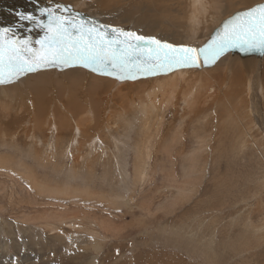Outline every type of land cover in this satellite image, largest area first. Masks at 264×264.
Segmentation results:
<instances>
[{
    "label": "rangeland",
    "instance_id": "374dc122",
    "mask_svg": "<svg viewBox=\"0 0 264 264\" xmlns=\"http://www.w3.org/2000/svg\"><path fill=\"white\" fill-rule=\"evenodd\" d=\"M206 1L212 15L194 42L189 0H0V28L39 50L45 29L16 13L46 24L50 9L200 48L217 22L264 3ZM263 54L230 49L167 105L160 93L150 104L145 76L111 86L117 78L82 67L69 68L87 74L80 83L10 87L0 97V264H264Z\"/></svg>",
    "mask_w": 264,
    "mask_h": 264
},
{
    "label": "snow or ice",
    "instance_id": "6c2138e0",
    "mask_svg": "<svg viewBox=\"0 0 264 264\" xmlns=\"http://www.w3.org/2000/svg\"><path fill=\"white\" fill-rule=\"evenodd\" d=\"M45 12L46 24L31 14L16 13L21 21L45 29L44 37L36 41L39 50L30 47V38L16 37L14 28H0V84L52 66L80 65L101 75L136 79L176 68H198L201 60L207 66L233 48L264 52V3L237 13L222 32L198 49L41 10Z\"/></svg>",
    "mask_w": 264,
    "mask_h": 264
},
{
    "label": "bare ground",
    "instance_id": "6f19581e",
    "mask_svg": "<svg viewBox=\"0 0 264 264\" xmlns=\"http://www.w3.org/2000/svg\"><path fill=\"white\" fill-rule=\"evenodd\" d=\"M190 2H189V11H191L190 12V14L188 15V23H189V32H191V34L192 35H190L187 39L189 40V41H191V42H194V40L192 41V39H195L196 38V34H195V32L198 30V28H199V26L201 25V24H203L202 23V21H201V19H202V17H205L206 16V14H208L209 13V11L211 10V9H208V6H207V1L206 0H189ZM263 1V0H262ZM220 2V1H219ZM75 4L77 3V2H74ZM80 3V2H79ZM213 3L215 4V3H217V1H213ZM246 2H244V4H245ZM261 3V2H260ZM260 3H257V4H260ZM73 4V3H72ZM75 4H73V6H75ZM78 4V3H77ZM76 4V5H77ZM82 4V3H81ZM80 4V5H81ZM247 4V3H246ZM79 5V6H80ZM84 5V4H83ZM82 5V6H83ZM216 5V4H215ZM246 6H249V5H246ZM254 6V5H253ZM215 7V6H214ZM221 7V6H220ZM252 7V6H251ZM58 8V7H57ZM217 8V7H216ZM250 8V7H249ZM209 10V11H208ZM72 11V10H71ZM208 12V13H207ZM236 12V11H235ZM240 12V11H239ZM233 13V12H232ZM232 13H230L231 15H232ZM209 14H211V13H209ZM219 14V13H218ZM78 15V14H77ZM77 15H75V16H77ZM212 15V14H211ZM235 15V14H234ZM211 17H213V16H211ZM234 17V16H233ZM233 17H231V18H233ZM216 18V17H215ZM218 18H220V17H218ZM230 17H228V19L226 18L225 20L224 19H222V21L221 22H217V24H215V27L213 26V28L211 29V33H210V35L208 36V38H204V40H199V42L200 41H202L203 42V44H201V47H203L206 43H208L211 39H212V37L213 36H215L218 32H221L222 30H223V28H224V24L225 23H227V22H229L230 20H231V18L229 19ZM99 19V18H98ZM100 19H101V17H100ZM214 20H217V19H214ZM205 24H207V23H205ZM201 29V28H200ZM217 30V31H216ZM216 31V32H215ZM198 41V40H197ZM195 43H196V40H195ZM195 43H191V45L193 44V45H195ZM198 46H199V44H198ZM198 49V48H197ZM239 49V48H238ZM260 53V54H262L263 52H261V51H252V53ZM252 55V54H251ZM251 55L249 56V57H247V58H245L244 59V61H245V63H247L246 61H249V60H251V61H253L254 63H252L251 62V64L250 65H255V64H258L259 66L260 65H262L261 64V62L258 60V58H255V57H251ZM256 56V55H255ZM260 57L261 58H263V60H264V54L263 55H260ZM262 60V59H261ZM249 63H250V61H249ZM249 63H247V64H249ZM260 63V64H259ZM203 61L201 60V66L200 67H184V68H176V69H174V70H172V71H170V72H160V73H157V74H155V75H147V76H145V79L143 80V82L144 81H149L148 83L150 84V86L152 85V88H151V93H149V95L152 97V101H151V105L153 106V104H154V101H153V95L155 96L157 93H160L161 94V98H162V102H163V104L164 105H167L168 104V102H169V100L170 99H172L175 95H176V92L178 91V89H179V87H180V85H181V82H184V80L187 78V76L188 75H190V73H194V72H196V71H198V70H202V69H200L201 67L203 68ZM209 66V65H208ZM254 67V66H253ZM52 68H54V69H52ZM69 68H71V67H69V66H67V67H64V66H61V67H56V66H52V67H50L49 69H43V70H38V71H36V72H32V73H28L26 76L27 77H24L23 79H18V80H15V81H13V82H11V83H4V84H0V92L3 94H0V97H5L6 96V91H8L9 90V88L10 87H14V86H16L17 87V89L19 88V86H23V85H26V86H31V88H34V89H36V87H38V86H40V85H44V86H47V83L49 84L50 82H52V79L53 78H56V77H64L65 79H64V82L66 81V80H68L67 82H68V85H69V83H70V85H72V83H74V82H82V80H85V78H86V73L82 70V69H80V68H73V69H69ZM261 69H263V68H261ZM61 71H63V72H61ZM203 71V70H202ZM264 71V70H263ZM242 72V71H241ZM90 73H92V71L90 72ZM95 73V72H94ZM89 74V73H88ZM93 74V73H92ZM196 74V73H195ZM239 74V73H238ZM94 75V74H93ZM159 75H162V76H159ZM25 76V75H24ZM99 76V75H98ZM264 76V75H263ZM22 77V76H21ZM91 77V76H90ZM103 77V76H102ZM105 77V76H104ZM107 77H109V76H107ZM159 77H162V78H159ZM188 77H190V76H188ZM194 77V76H193ZM240 76L238 75V77L237 78H239ZM95 78V77H94ZM97 78V77H96ZM101 78V77H100ZM109 78H112V79H114L113 77H109ZM108 78V79H109ZM241 78H242V75H241ZM240 78V79H241ZM87 79V78H86ZM239 79V80H240ZM88 80V79H87ZM109 80H111V79H109ZM115 80H116V78H115ZM122 80H124V79H122ZM237 80V82H239L238 81V79H236ZM54 81V80H53ZM187 81V80H186ZM64 82H60V83H64ZM92 82L94 83V84H98L100 81H97L96 79H92ZM91 82V83H92ZM102 82V81H101ZM106 82V81H105ZM104 82V83H105ZM124 82H125V80H124ZM129 82V81H128ZM66 83V82H65ZM121 83V81H119L118 80V78H117V81H115V83H114V81H111L110 82V85L111 86H119V85H121L120 84ZM146 83V82H145ZM193 82H190V84H192ZM94 84H93V86H94ZM140 84V83H139ZM62 85V84H61ZM127 85H128V83H127ZM130 85V84H129ZM132 85V84H131ZM130 85V86H131ZM147 85V84H146ZM235 85V84H234ZM98 86L99 87H102L101 86V84H99V85H97V86H94V88L95 87H97L98 88ZM122 86V85H121ZM206 86V85H205ZM50 87V86H49ZM192 87V86H191ZM235 87V86H234ZM85 88V87H84ZM108 88V87H107ZM117 88V87H116ZM24 89V88H23ZM89 89L91 90V88L89 87ZM101 89V88H100ZM99 88H98V90H100ZM110 89H112V88H110ZM115 89V88H114ZM113 89V90H114ZM119 89V88H118ZM117 89V90H118ZM27 90V89H26ZM109 90V89H108ZM211 91V90H213V88L212 87H209L208 86V91ZM263 90V89H262ZM18 91H20V90H18ZM35 91V90H34ZM44 91H46V90H44ZM58 92H60L59 90H57ZM94 91H96V90H94ZM115 91V90H114ZM23 92V91H22ZM26 92H28V91H26ZM63 92V91H62ZM62 92H60V93H62ZM112 92V91H111ZM146 92V91H145ZM212 92V91H211ZM35 93V92H34ZM59 93V95H60V97H62L63 96V93H62V95ZM95 93V92H94ZM93 93V94H94ZM23 94V96H24V92L23 93H21V95ZM58 94V93H57ZM112 93H110V95H111ZM113 94H115V93H113ZM145 94V93H144ZM199 94H201L200 92H199ZM26 95V94H25ZM30 96H31V98H33V96L31 95V94H29ZM28 95V96H29ZM34 95H36V94H34ZM52 95V94H51ZM67 95H68V93H67ZM70 95V94H69ZM148 94L146 93V96H147ZM14 96V95H13ZM27 96V95H26ZM26 96H24L25 97V99H26ZM27 96V97H28ZM144 96V95H143ZM263 96H264V94H263ZM12 97V96H11ZM17 97V96H16ZM19 97V96H18ZM20 97H22V96H20ZM151 97H150V99H151ZM5 99H6V97H5ZM13 99H15V98H13ZM17 99V98H16ZM15 99V100H16ZM28 99V98H27ZM42 99H43V97H42ZM57 99V98H56ZM63 99H64V97H63ZM100 99V98H99ZM99 99L97 100V101H99ZM8 100V99H7ZM12 100V99H11ZM23 100V99H22ZM36 100H38L37 98H36ZM36 100H33V102L34 101H36ZM44 100V99H43ZM42 100V101H43ZM6 101V100H5ZM28 101V100H27ZM51 102H53V99H51L50 100ZM96 101V102H97ZM19 102V101H18ZM23 101H21V102H19L20 103V106H21V103H22ZM29 102H30V100H29ZM40 102V101H39ZM48 102V101H47ZM55 102H56V100H55ZM57 102H59V100H57ZM63 102V101H62ZM171 102V101H170ZM10 103V102H9ZM8 103V104H9ZM26 103V102H25ZM24 103V104H25ZM31 103V102H30ZM34 103H37V102H34ZM44 103V102H43ZM54 103V102H53ZM144 103V105H146L145 104V102H143ZM147 103H149V102H147ZM23 104V103H22ZM96 103L94 102V104H92L93 105V107H94V105H95ZM97 104H99V102L97 103ZM100 104H101V102H100ZM10 105V104H9ZM26 105V104H25ZM32 105V104H31ZM35 105V104H34ZM37 105V104H36ZM51 105V104H50ZM64 105V104H63ZM149 105V104H148ZM96 106H98V105H96ZM95 106V108L97 109L98 107H100V106H98V107H96ZM32 107H34V106H32ZM44 107V106H43ZM64 107V106H63ZM146 106H144V108H145ZM29 108H31V107H29ZM48 108H49V106H48ZM52 108V107H51ZM62 108V107H61ZM67 108H68V106H67ZM92 107H89V109H91ZM95 108H92L93 110L95 109ZM132 108V107H131ZM137 108V107H136ZM27 109V108H26ZM31 109H33V108H31ZM35 109H36V106H35ZM35 109H34V111H35ZM48 110V109H47ZM46 110V111H47ZM92 110V111H93ZM108 110V109H107ZM52 111V110H51ZM85 111H87L86 110V108H85ZM88 111H90V110H88ZM109 111V110H108ZM143 111V110H142ZM31 112V111H30ZM33 112V111H32ZM55 112V111H54ZM83 112V111H82ZM91 112V111H90ZM89 112V113H90ZM95 112H96V110H95ZM94 112V113H95ZM98 112H100V110L98 111ZM44 113V112H43ZM48 113L50 114L51 112H49L48 111ZM53 113V112H52ZM51 113V114H52ZM86 113V115L85 116H87L88 115V112H85ZM27 114V113H26ZM30 114V113H29ZM28 114V115H29ZM31 114H34V113H31ZM41 114V113H40ZM54 114V113H53ZM93 114V112H91V115ZM48 116H50V115H48ZM48 116L46 117V118H48ZM53 116V115H52ZM83 117H85L84 116V114L82 115ZM89 117H90V115H88ZM95 116V115H94ZM94 116H92L93 118H94V120H95V117ZM140 117V116H139ZM50 118H51V116H50ZM85 118H88V117H85ZM93 118H91V119H93ZM90 119V118H89ZM118 119H120V118H118ZM93 121V120H92ZM135 121V120H134ZM50 122H51V120H50ZM76 127H74V129H75ZM81 128V127H80ZM79 128V129H80ZM74 131V130H73ZM82 131V130H81ZM75 133H77L78 131L76 130V131H74ZM194 164V163H193Z\"/></svg>",
    "mask_w": 264,
    "mask_h": 264
},
{
    "label": "water",
    "instance_id": "95a60500",
    "mask_svg": "<svg viewBox=\"0 0 264 264\" xmlns=\"http://www.w3.org/2000/svg\"><path fill=\"white\" fill-rule=\"evenodd\" d=\"M234 49H238V48H234ZM69 67H82V66H80V65H73V66H69ZM50 67H48V68H44V69H49ZM82 68H84V67H82ZM86 69V68H85ZM41 70H43V69H41ZM88 71H90L91 72V70H89V69H87ZM93 72V71H92ZM96 73V72H95ZM26 74H28V73H26ZM26 74H24V75H26ZM96 74H98V73H96ZM24 75H22V76H24ZM99 75H101V74H99ZM102 76H107V75H102ZM147 76V75H146ZM109 77H113V78H116V77H114V76H109ZM138 77H143V76H138ZM137 77V78H138Z\"/></svg>",
    "mask_w": 264,
    "mask_h": 264
}]
</instances>
